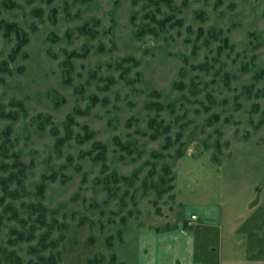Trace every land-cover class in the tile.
Masks as SVG:
<instances>
[{
	"label": "rangeland",
	"instance_id": "obj_1",
	"mask_svg": "<svg viewBox=\"0 0 264 264\" xmlns=\"http://www.w3.org/2000/svg\"><path fill=\"white\" fill-rule=\"evenodd\" d=\"M209 204L264 207V0H0V264H151Z\"/></svg>",
	"mask_w": 264,
	"mask_h": 264
},
{
	"label": "crops",
	"instance_id": "obj_2",
	"mask_svg": "<svg viewBox=\"0 0 264 264\" xmlns=\"http://www.w3.org/2000/svg\"><path fill=\"white\" fill-rule=\"evenodd\" d=\"M262 206L247 208L241 215L227 211L226 226L222 225L224 211L221 206H200L196 209L200 218L199 228L189 232L182 228L157 235L156 239L147 242V248L153 251L148 262L175 264L176 258H181L182 264H264ZM236 216L243 218L240 224L235 225L232 222L237 223Z\"/></svg>",
	"mask_w": 264,
	"mask_h": 264
},
{
	"label": "trees",
	"instance_id": "obj_3",
	"mask_svg": "<svg viewBox=\"0 0 264 264\" xmlns=\"http://www.w3.org/2000/svg\"><path fill=\"white\" fill-rule=\"evenodd\" d=\"M138 1L139 0H133V4L134 5H137V3H138ZM167 3H169V5H171V1H167ZM180 22V21H179ZM179 22L177 23V24H179ZM182 23L183 22H181L180 23V25H182ZM14 27H16L15 25H12V26H7V29H8V33L12 30V28L14 29ZM79 30L81 31V34H84V35H88V36H91V38H97L98 37V35H99V33L98 32H94V31H88V30H86V27L85 26H82V27H80L79 28ZM16 32H19L18 31V29H16ZM215 34V33H214ZM212 37H213V39L214 38H219V36H221V32H220V35H211ZM222 41L224 42V44L226 45V46H228V43H229V39L228 38H223L222 39ZM25 42H26V40H24V39H21V37H20V41H19V43H18V45H17V49L15 50V52H18L19 50H20V48H21V46H24L25 45ZM207 45H210L209 43H207ZM90 50H91V48H88L87 47V45H85L84 47H83V52L82 53H76V52H73V53H71L69 56V59H68V61H66V63H68V62H70V59L71 58H80V57H87V55L90 53ZM100 52H106V49L104 48V46L103 45H101L100 46ZM124 62H126V63H131V62H133L134 63V66L136 67L139 63H138V61H136V60H134L133 58H127V59H125L124 60ZM118 65L119 66H122V63H118ZM205 67H206V64H201L200 66H199V68L200 69H205ZM174 88H183V84L182 83H180V82H174L173 83V85H172ZM153 95L154 96H160V94H159V92H154L153 93ZM147 108L149 109V110H151L152 108H153V110H157L158 111V113L160 112V111H162V110H164V107L162 106V105H160L159 103H157V102H154V103H148L147 104ZM71 118V117H70ZM163 123V122H162ZM159 124L158 122H157V120L156 119H153L152 121H151V123H150V126H149V128L153 131L152 132V134H151V138L152 139H154V140H156V139H158L160 136H162V135H164V134H166L168 131H169V126H165V125H163V124ZM88 136H90V135H88ZM168 141H167V143H166V145H165V147L164 148H169V139H167ZM59 144V143H58ZM119 146H121V148H123V149H125V148H127V147H125L124 145H122V144H120V143H117ZM96 147L98 148V150H99V154H98V156H97V158H96V160L97 161H101V162H103L104 163V171L107 169V167H106V160H107V157H106V147L104 146V145H102V144H100V143H97L96 144ZM137 150H140L139 149V147L137 148ZM129 154H131V152H129ZM22 167H24V165L22 164ZM165 173H166V175L168 174H170L171 173V168H170V166H167V167H165ZM113 176H115V173H113V175H112V177ZM124 179H128L127 177H125ZM170 181H172V179L170 180ZM115 182H118V178L115 180ZM162 191L163 190H160V193H162ZM39 208H40V210L42 211V213H40V215H39V220H42L43 222L45 221V218H46V215H47V213H50V211H49V209H47L46 207H44V206H42V205H39ZM17 215V214H16ZM16 215H14V216H16ZM33 235L32 236H34V233H32ZM32 236H30V237H32ZM29 237V238H30ZM20 238L22 239L23 238V236H20ZM15 251H13V252H11V255H14V257H16V255H15ZM49 260L51 259L52 261L54 260V257L52 258V257H50V258H48ZM48 259H42L43 261H47ZM14 261H16L17 263H20V258H18V257H16V258H14Z\"/></svg>",
	"mask_w": 264,
	"mask_h": 264
},
{
	"label": "built area",
	"instance_id": "obj_4",
	"mask_svg": "<svg viewBox=\"0 0 264 264\" xmlns=\"http://www.w3.org/2000/svg\"><path fill=\"white\" fill-rule=\"evenodd\" d=\"M191 219H192V220H197V219H198V216H197L196 214H193V215L191 216Z\"/></svg>",
	"mask_w": 264,
	"mask_h": 264
}]
</instances>
